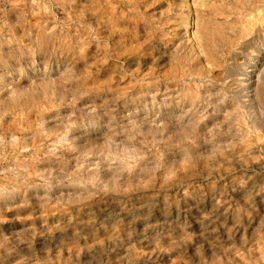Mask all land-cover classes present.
<instances>
[{"label": "rangeland", "instance_id": "rangeland-1", "mask_svg": "<svg viewBox=\"0 0 264 264\" xmlns=\"http://www.w3.org/2000/svg\"><path fill=\"white\" fill-rule=\"evenodd\" d=\"M0 264H264V0H0Z\"/></svg>", "mask_w": 264, "mask_h": 264}]
</instances>
